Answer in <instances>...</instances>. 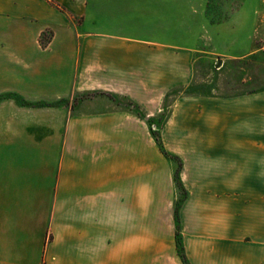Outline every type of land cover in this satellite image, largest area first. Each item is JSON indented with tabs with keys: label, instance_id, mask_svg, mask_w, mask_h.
Here are the masks:
<instances>
[{
	"label": "crops",
	"instance_id": "obj_1",
	"mask_svg": "<svg viewBox=\"0 0 264 264\" xmlns=\"http://www.w3.org/2000/svg\"><path fill=\"white\" fill-rule=\"evenodd\" d=\"M118 1L0 0V264H264V91L158 124L188 54Z\"/></svg>",
	"mask_w": 264,
	"mask_h": 264
},
{
	"label": "rangeland",
	"instance_id": "obj_2",
	"mask_svg": "<svg viewBox=\"0 0 264 264\" xmlns=\"http://www.w3.org/2000/svg\"><path fill=\"white\" fill-rule=\"evenodd\" d=\"M108 6L109 19L126 35L188 54L187 83L167 90L158 124L182 97L232 98L264 91V0H119ZM109 98L115 106L130 107ZM150 131L160 144L157 131Z\"/></svg>",
	"mask_w": 264,
	"mask_h": 264
},
{
	"label": "trees",
	"instance_id": "obj_3",
	"mask_svg": "<svg viewBox=\"0 0 264 264\" xmlns=\"http://www.w3.org/2000/svg\"><path fill=\"white\" fill-rule=\"evenodd\" d=\"M152 136L154 137V139L156 140V142H157V145H158V147L160 148V150H161V146H160V144L158 143V141H157V137L155 136V134L154 133H152ZM162 153L170 160V161H172L175 157H173V156H168V155H166L163 151H162ZM173 157V158H172ZM176 159V158H175ZM177 160V159H176ZM178 169H179V162H178V160H177V165L176 166H174V181H175V184H176V187H177V189H178V199H177V201H176V207H177V205L179 204V202H180V200H181V197H182V195H183V193H182V190H181V188H180V184H179V181H178V178H177V174H178ZM176 252H177V255H178V257L180 258V260H181V262H182V264H186L185 263V260H184V257H183V255H182V253H181V248H180V245H179V242H178V240L176 239Z\"/></svg>",
	"mask_w": 264,
	"mask_h": 264
},
{
	"label": "built area",
	"instance_id": "obj_4",
	"mask_svg": "<svg viewBox=\"0 0 264 264\" xmlns=\"http://www.w3.org/2000/svg\"><path fill=\"white\" fill-rule=\"evenodd\" d=\"M151 129L154 130L153 127Z\"/></svg>",
	"mask_w": 264,
	"mask_h": 264
}]
</instances>
